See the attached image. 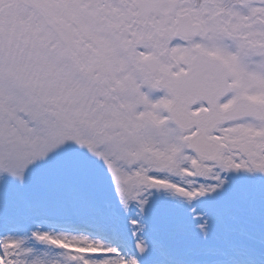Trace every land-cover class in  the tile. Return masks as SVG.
Masks as SVG:
<instances>
[{
  "label": "snow or ice",
  "instance_id": "6c2138e0",
  "mask_svg": "<svg viewBox=\"0 0 264 264\" xmlns=\"http://www.w3.org/2000/svg\"><path fill=\"white\" fill-rule=\"evenodd\" d=\"M0 264H264V0H0Z\"/></svg>",
  "mask_w": 264,
  "mask_h": 264
}]
</instances>
